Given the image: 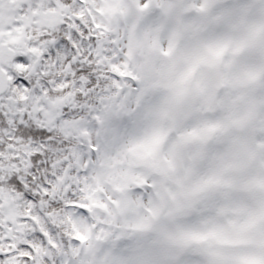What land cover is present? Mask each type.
I'll list each match as a JSON object with an SVG mask.
<instances>
[{
    "label": "snow or ice",
    "instance_id": "snow-or-ice-1",
    "mask_svg": "<svg viewBox=\"0 0 264 264\" xmlns=\"http://www.w3.org/2000/svg\"><path fill=\"white\" fill-rule=\"evenodd\" d=\"M0 264H264V0H0Z\"/></svg>",
    "mask_w": 264,
    "mask_h": 264
}]
</instances>
